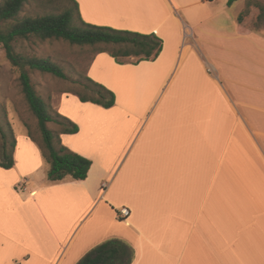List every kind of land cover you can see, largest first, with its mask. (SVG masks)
<instances>
[{
    "label": "crops",
    "instance_id": "obj_1",
    "mask_svg": "<svg viewBox=\"0 0 264 264\" xmlns=\"http://www.w3.org/2000/svg\"><path fill=\"white\" fill-rule=\"evenodd\" d=\"M73 1L82 22L154 35L162 49L138 63L93 55L87 79L115 104L82 102L95 106L64 116L78 131L60 135L91 161L85 180L48 181L37 145L26 135L34 148L19 153L15 138L13 168L0 167V264H77L110 239L133 249L131 264H264L259 10L239 22L248 0Z\"/></svg>",
    "mask_w": 264,
    "mask_h": 264
},
{
    "label": "trees",
    "instance_id": "obj_2",
    "mask_svg": "<svg viewBox=\"0 0 264 264\" xmlns=\"http://www.w3.org/2000/svg\"><path fill=\"white\" fill-rule=\"evenodd\" d=\"M29 0H5L0 5V44L11 66L19 69V81L22 93L37 120L40 139L30 133L27 136L40 149L49 165L47 180L60 182L66 178L75 181L86 179L91 161L70 151L61 144V134H75L78 127L58 112H51L46 102L36 94L30 80L29 71L50 74L65 78L62 69L55 63L36 57H26L16 52L19 42L30 38L40 41L63 40L70 45L88 46L97 53H108L119 64L129 57L140 61L154 60L162 49L161 40L154 35H144L130 31L115 30L108 27L89 25L81 21L77 4L67 0L72 6L65 7L59 14H44L36 17L20 18V12ZM237 0H228L230 6ZM248 13L247 8L238 17L241 22ZM263 9L257 16V24L263 21ZM90 84L85 88L90 94L71 92L80 102H89L105 109L115 104L114 94L103 86L87 79ZM49 123L58 125V130L48 128ZM0 167L9 170L14 166V149L16 140L7 124L0 126ZM134 260L133 249L118 239L107 240L91 249L77 264H131Z\"/></svg>",
    "mask_w": 264,
    "mask_h": 264
},
{
    "label": "rangeland",
    "instance_id": "obj_3",
    "mask_svg": "<svg viewBox=\"0 0 264 264\" xmlns=\"http://www.w3.org/2000/svg\"><path fill=\"white\" fill-rule=\"evenodd\" d=\"M4 1L5 0H0V5ZM64 3L70 7L72 6L67 0H29L24 4L19 17L23 18L36 17L44 14H59L65 7ZM250 5L259 10L258 15L261 8L264 13V0H248L247 6ZM237 11V8L234 10H228L229 18L233 17V14ZM247 14L248 13L243 17ZM256 18L250 22L249 27L252 28L257 24ZM231 22L232 20L227 22L229 24L228 29L231 27ZM261 23L257 26L258 31L260 32L264 31V18ZM15 50L17 53L26 57H36L49 60L62 69L63 74L65 75L64 79L37 71L28 70V72L36 94L46 102L51 112H58L60 115L69 119L82 118L83 114L81 111L88 109L81 106L88 103L80 102L78 97L71 92L90 94L85 88L90 85L87 82L86 72L94 55V48L70 45L63 40L40 41L38 39L30 38L27 41L19 42L16 45ZM219 69L218 66V70H215L216 77L219 76L221 71ZM210 71V69H207L208 73H210ZM19 72V69L11 66L5 56L2 45L0 44V126L6 129L7 124L9 125L19 145V153H22L25 151L26 147L31 146L34 148L33 145L26 141L27 133L32 134L37 139H40V134L38 131L37 120L30 111L22 93ZM221 80L225 83L223 77ZM221 80L218 81L222 82ZM123 98V95H121L120 99ZM88 105L95 106L92 104ZM99 108H101V106ZM48 128L51 130L59 129L58 125L55 123H49ZM248 151L251 152L252 149Z\"/></svg>",
    "mask_w": 264,
    "mask_h": 264
},
{
    "label": "built area",
    "instance_id": "obj_4",
    "mask_svg": "<svg viewBox=\"0 0 264 264\" xmlns=\"http://www.w3.org/2000/svg\"><path fill=\"white\" fill-rule=\"evenodd\" d=\"M130 214V211L127 209V208H121L119 211H118V217L120 219H126Z\"/></svg>",
    "mask_w": 264,
    "mask_h": 264
}]
</instances>
